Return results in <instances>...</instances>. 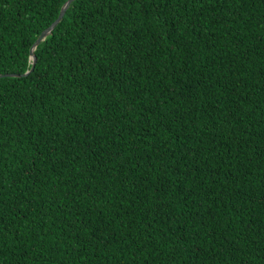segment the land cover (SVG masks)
I'll use <instances>...</instances> for the list:
<instances>
[{"label":"trees","instance_id":"16d2710c","mask_svg":"<svg viewBox=\"0 0 264 264\" xmlns=\"http://www.w3.org/2000/svg\"><path fill=\"white\" fill-rule=\"evenodd\" d=\"M0 0V264H264V0Z\"/></svg>","mask_w":264,"mask_h":264},{"label":"water","instance_id":"95a60500","mask_svg":"<svg viewBox=\"0 0 264 264\" xmlns=\"http://www.w3.org/2000/svg\"><path fill=\"white\" fill-rule=\"evenodd\" d=\"M72 1L73 0H67L66 1V3L62 7L61 12H60L59 16L57 17V19L47 29H45L40 34V36L37 38V40L33 44L32 48H31V57L33 59V67L29 71H27L25 74L30 73L34 69L35 63L37 61V57H36V55L34 53V50L47 37V35L51 33V31L55 28V26L62 20L63 16L65 15V12H66L67 8L69 7V5L71 4ZM4 75L13 76V75H16V74H14V73L0 74V76H4Z\"/></svg>","mask_w":264,"mask_h":264}]
</instances>
